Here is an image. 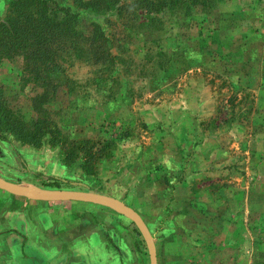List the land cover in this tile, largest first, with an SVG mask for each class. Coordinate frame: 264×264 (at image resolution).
Listing matches in <instances>:
<instances>
[{
    "label": "rangeland",
    "instance_id": "1",
    "mask_svg": "<svg viewBox=\"0 0 264 264\" xmlns=\"http://www.w3.org/2000/svg\"><path fill=\"white\" fill-rule=\"evenodd\" d=\"M55 1L112 43L99 38V66L56 39L37 79L34 59H0V177L121 199L159 264H264V0H119L121 12L100 1L91 14ZM12 2L0 0L1 19ZM87 205L123 254L131 243V264H151L133 220Z\"/></svg>",
    "mask_w": 264,
    "mask_h": 264
},
{
    "label": "crops",
    "instance_id": "2",
    "mask_svg": "<svg viewBox=\"0 0 264 264\" xmlns=\"http://www.w3.org/2000/svg\"><path fill=\"white\" fill-rule=\"evenodd\" d=\"M87 203L0 189V264H131L137 257L131 243L123 254L125 240L114 225L106 232L105 215Z\"/></svg>",
    "mask_w": 264,
    "mask_h": 264
},
{
    "label": "trees",
    "instance_id": "3",
    "mask_svg": "<svg viewBox=\"0 0 264 264\" xmlns=\"http://www.w3.org/2000/svg\"><path fill=\"white\" fill-rule=\"evenodd\" d=\"M100 1L103 3L106 1L105 7L108 10L115 7L116 10L121 12V9L129 7L128 4H125V6L117 4L119 0H74L75 3L83 7V11H90V14L91 10L100 9L102 5H100ZM51 4L57 5V11L65 14L63 16H53L47 10L48 5ZM157 4L165 5L166 2L161 0ZM48 13H50L51 18L47 17ZM88 13L86 12L90 16ZM1 18L0 16V59L12 58L17 55H22L27 60L34 59L36 65L33 64L34 68L32 70L35 72L33 75L36 79L42 77L40 75L42 73L40 65L50 62L49 46L51 42L63 37L69 38L72 42L73 51L81 50L83 53H87V60L99 66L103 64L101 49L104 44L99 42V38H104L107 26L94 21L95 29L93 27L91 31L93 34L85 33V30L80 26V23L83 24L81 12H76L73 5L63 7L55 0H13L6 18ZM108 22L110 24V21ZM104 40L107 43H112L109 38H104ZM58 65L61 68V65ZM31 66L32 64L27 65V69L30 71ZM105 70L106 68H103L99 72L102 73ZM97 79L94 81L99 82L100 80ZM41 127L39 126L35 130L41 132ZM19 131L29 135L24 127ZM34 137L31 132L30 139ZM54 186L60 187L57 184Z\"/></svg>",
    "mask_w": 264,
    "mask_h": 264
},
{
    "label": "water",
    "instance_id": "4",
    "mask_svg": "<svg viewBox=\"0 0 264 264\" xmlns=\"http://www.w3.org/2000/svg\"><path fill=\"white\" fill-rule=\"evenodd\" d=\"M0 189L10 194L39 201H85L97 202L116 209L133 220L141 229L147 243L151 264H159L158 251L154 236L141 214L121 199L103 193L73 189H41L25 186L0 177Z\"/></svg>",
    "mask_w": 264,
    "mask_h": 264
}]
</instances>
